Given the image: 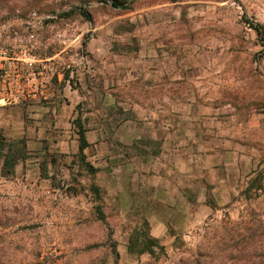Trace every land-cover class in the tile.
Returning a JSON list of instances; mask_svg holds the SVG:
<instances>
[{
    "label": "rangeland",
    "instance_id": "374dc122",
    "mask_svg": "<svg viewBox=\"0 0 264 264\" xmlns=\"http://www.w3.org/2000/svg\"><path fill=\"white\" fill-rule=\"evenodd\" d=\"M123 2L0 0V24L49 17L32 55L69 66L49 103L0 101V122L23 124V138H11L3 123L0 140L22 143L24 156L4 177L0 148V264H264V125L256 182L221 204L197 191L194 205L169 206L161 144L144 137L173 72L182 102L200 91L264 99V0ZM54 31L66 34L65 51ZM158 68L166 81L146 91ZM176 183L186 195L198 187ZM144 238L156 240L152 252Z\"/></svg>",
    "mask_w": 264,
    "mask_h": 264
},
{
    "label": "crops",
    "instance_id": "0c3cea01",
    "mask_svg": "<svg viewBox=\"0 0 264 264\" xmlns=\"http://www.w3.org/2000/svg\"><path fill=\"white\" fill-rule=\"evenodd\" d=\"M174 74L167 78L173 82L171 93L155 102L157 121H148L144 131L145 141L161 144L164 160L161 164L167 173L158 181V191L166 193L162 199L169 206L181 200L186 206L194 205L198 201L197 191L203 193V199L211 196L221 204L227 196L238 194L239 188L242 191L256 182L251 179L260 157L254 142L264 125L263 93L200 91L182 102L179 87L177 91L174 89L175 80L178 85L180 77ZM144 80L146 91H160L166 81L159 68L155 73L147 71ZM2 124L10 131L11 138L22 136L21 122H13L10 128L4 120ZM150 158L154 157L150 155ZM179 181H189L199 188L187 195L181 194L180 184L176 183Z\"/></svg>",
    "mask_w": 264,
    "mask_h": 264
},
{
    "label": "built area",
    "instance_id": "2783aa9c",
    "mask_svg": "<svg viewBox=\"0 0 264 264\" xmlns=\"http://www.w3.org/2000/svg\"><path fill=\"white\" fill-rule=\"evenodd\" d=\"M49 19L34 11L23 19L0 24V101L49 103L57 84L68 86L69 66L62 58L37 59L32 55ZM52 36L50 42L65 51L66 34L54 31Z\"/></svg>",
    "mask_w": 264,
    "mask_h": 264
},
{
    "label": "trees",
    "instance_id": "16d2710c",
    "mask_svg": "<svg viewBox=\"0 0 264 264\" xmlns=\"http://www.w3.org/2000/svg\"><path fill=\"white\" fill-rule=\"evenodd\" d=\"M113 3L114 8H122L124 7L123 0H111ZM259 35L261 34V27L258 25H250ZM81 128L80 131V142H81V150H84L85 148H88V142L85 138V131ZM19 144H22L18 142L15 143H2V140H0V148L2 151H5V149H8V151L3 155L4 157V163L2 166V175L4 177L12 174L14 172L15 166L22 160H24V156L22 154L23 150L19 149L17 146ZM16 145V146H14ZM15 148V149H14ZM156 245V240L150 239V238H144V247L143 249H146L147 251L152 252V246ZM142 252V250H141Z\"/></svg>",
    "mask_w": 264,
    "mask_h": 264
}]
</instances>
